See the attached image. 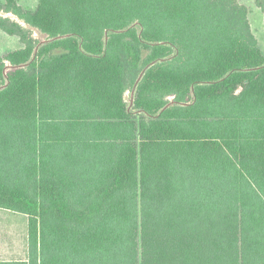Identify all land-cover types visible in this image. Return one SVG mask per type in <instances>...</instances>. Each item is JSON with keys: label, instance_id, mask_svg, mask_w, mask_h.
<instances>
[{"label": "trees", "instance_id": "obj_1", "mask_svg": "<svg viewBox=\"0 0 264 264\" xmlns=\"http://www.w3.org/2000/svg\"><path fill=\"white\" fill-rule=\"evenodd\" d=\"M3 5L19 46L0 55V207L26 215L27 252L0 264H264V54L245 5Z\"/></svg>", "mask_w": 264, "mask_h": 264}, {"label": "rangeland", "instance_id": "obj_2", "mask_svg": "<svg viewBox=\"0 0 264 264\" xmlns=\"http://www.w3.org/2000/svg\"><path fill=\"white\" fill-rule=\"evenodd\" d=\"M241 4L245 5L248 9V19L251 30L255 35L258 42L259 48L264 54V16L260 8L256 7L254 0H238ZM5 0H0V6L4 7ZM17 3L24 8H34L37 0H17ZM0 15L9 16L15 18L11 13H4L0 10ZM33 35L42 39L43 36L34 31ZM19 46L17 39L7 36L5 33L0 31V55H5L10 50H13ZM133 97L132 92H126L125 99L128 103L131 102ZM8 215V217H7ZM14 238V240L12 239ZM12 239V240H11ZM9 241H16L15 245H10L11 251H17L16 255L21 258V253L24 254L23 258H26L27 252V217L23 214L6 212L0 210V244L6 245ZM17 247V248H16ZM4 251V248H2ZM9 252V251H8ZM7 252V253H8ZM12 254V253H10ZM10 254H4L2 256H10ZM3 262V261H1Z\"/></svg>", "mask_w": 264, "mask_h": 264}, {"label": "crops", "instance_id": "obj_3", "mask_svg": "<svg viewBox=\"0 0 264 264\" xmlns=\"http://www.w3.org/2000/svg\"><path fill=\"white\" fill-rule=\"evenodd\" d=\"M5 210L6 212H14V211H11V210H8V209H4V208H1L0 207V210ZM14 213H17V212H14ZM19 214H22V213H19ZM24 215V214H23ZM26 216V215H25ZM8 217V215H7ZM9 218V217H8ZM14 240V238H12ZM11 239V240H12ZM16 241H9L8 243H6L5 246L2 247V245L0 244V262L3 261V262H13V261H23L25 260V258H23L24 254L21 253V258H19V256L16 255L17 251H11L10 250V245H15ZM2 248H4V251H2ZM17 248V247H16ZM9 251V252H8ZM8 252V253H7ZM12 253V254H10ZM4 254H10V256H6V257H3L2 256Z\"/></svg>", "mask_w": 264, "mask_h": 264}]
</instances>
